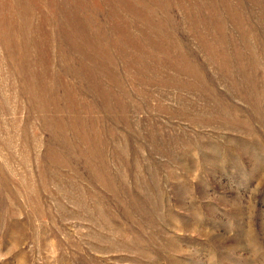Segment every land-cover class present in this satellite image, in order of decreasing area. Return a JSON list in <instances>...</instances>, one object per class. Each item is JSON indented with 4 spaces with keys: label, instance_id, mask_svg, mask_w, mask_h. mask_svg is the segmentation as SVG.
I'll list each match as a JSON object with an SVG mask.
<instances>
[{
    "label": "rangeland",
    "instance_id": "rangeland-1",
    "mask_svg": "<svg viewBox=\"0 0 264 264\" xmlns=\"http://www.w3.org/2000/svg\"><path fill=\"white\" fill-rule=\"evenodd\" d=\"M0 264H264V0H0Z\"/></svg>",
    "mask_w": 264,
    "mask_h": 264
}]
</instances>
